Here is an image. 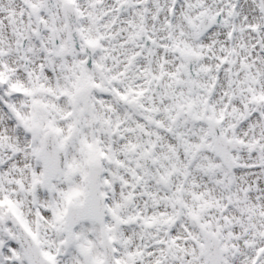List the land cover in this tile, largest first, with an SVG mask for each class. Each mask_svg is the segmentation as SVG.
I'll return each instance as SVG.
<instances>
[{"label": "snow or ice", "instance_id": "snow-or-ice-1", "mask_svg": "<svg viewBox=\"0 0 264 264\" xmlns=\"http://www.w3.org/2000/svg\"><path fill=\"white\" fill-rule=\"evenodd\" d=\"M0 264H264V0H0Z\"/></svg>", "mask_w": 264, "mask_h": 264}]
</instances>
